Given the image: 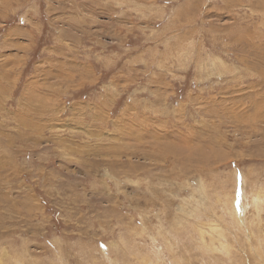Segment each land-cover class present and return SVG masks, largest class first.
Listing matches in <instances>:
<instances>
[{"label": "rangeland", "instance_id": "obj_1", "mask_svg": "<svg viewBox=\"0 0 264 264\" xmlns=\"http://www.w3.org/2000/svg\"><path fill=\"white\" fill-rule=\"evenodd\" d=\"M0 264H264V0H0Z\"/></svg>", "mask_w": 264, "mask_h": 264}]
</instances>
